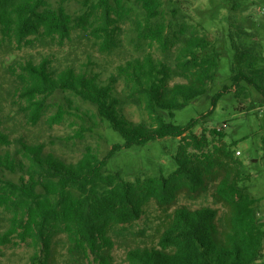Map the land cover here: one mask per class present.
Instances as JSON below:
<instances>
[{
	"label": "trees",
	"instance_id": "1",
	"mask_svg": "<svg viewBox=\"0 0 264 264\" xmlns=\"http://www.w3.org/2000/svg\"><path fill=\"white\" fill-rule=\"evenodd\" d=\"M67 1L53 5L52 0H0V48L62 47L73 31L81 30L90 34L98 52L110 54L122 47L121 24L130 22L136 34L132 42L141 54L116 65L104 83L73 67L55 69L48 55L38 62H15L8 71L17 84L23 115L37 125L48 111V98L67 92L92 104L96 117L122 142L111 143L102 157L86 146L75 163H67L45 152L44 143L12 141L0 129V216L6 222L0 244H25L33 248L30 264H49L54 243L64 239L70 256L112 264L113 238L128 232L154 202L166 214L156 245L128 249L122 264H264V219L257 208L263 198L247 193L248 173L234 144L223 142L222 129L193 133L199 119L185 126L173 122L177 110L208 92L220 64L218 47L202 27L182 26L171 32L160 0H132L141 17L133 16L126 0H74L83 2L77 15L67 11ZM242 1L232 0L230 11H238ZM230 27L234 95L248 99L252 88L264 105L261 44L243 25L231 21ZM155 45L163 53L174 48L171 64L153 55L150 48ZM174 78L183 82L170 85ZM223 91L214 94V106ZM126 105L142 110L147 118L127 119ZM74 108L67 98V106H59L46 124H60ZM76 136L83 138L80 132ZM166 137L179 139L175 169L168 175L127 180L120 170L106 171L109 159L120 150ZM210 191L212 205L176 206L180 195L194 199Z\"/></svg>",
	"mask_w": 264,
	"mask_h": 264
},
{
	"label": "rangeland",
	"instance_id": "2",
	"mask_svg": "<svg viewBox=\"0 0 264 264\" xmlns=\"http://www.w3.org/2000/svg\"><path fill=\"white\" fill-rule=\"evenodd\" d=\"M58 0H52L53 5ZM133 8L134 15L141 17V9L126 0ZM162 2V17L171 26L170 30L178 31L180 27L198 26L218 47L221 56L217 75L208 92L192 101L188 106L175 112L173 122L185 126L192 119L199 122L192 128V132L200 135L203 128L222 129L223 142L233 143L232 149L239 152L238 159L242 161L244 170L248 173L245 180L246 191L253 197L263 198L257 205L259 216L264 219V105L260 103V96L252 88L248 99L236 98L235 86L229 78L231 75L233 50L230 46L231 21L236 25H243L255 35L261 44L264 54V0H243L238 11H230L232 0H160ZM69 13L77 15L83 11V2L68 0L64 4ZM230 17L229 20V16ZM122 47L112 53H100L94 46L90 34L75 30L64 46H43L21 51L13 50L11 45L0 48V129L7 132L12 141L24 138L29 143H44L45 152H51L67 163H75L84 152L86 146L96 150L100 157L107 154L111 143H121L117 133L108 128L106 123L96 117L95 107L70 95L67 92H55L48 98V111L41 121L32 126L26 122L23 115V104L17 97L16 82L9 74L8 67L22 59H32L35 62L45 56H50L54 68L61 70L73 67L76 71L88 76H96L104 83L115 66L141 54L135 50L132 40L135 32L130 22L121 24L118 34ZM145 48L147 45L143 44ZM153 55L169 64L173 62L174 48L163 53L155 45L150 48ZM264 65V64H263ZM183 82L174 78L170 83ZM121 85L118 86V92ZM225 90V91H223ZM223 91L221 97L213 105L214 94ZM67 98L74 101V109L60 124L49 127L46 118L54 113L59 106H67ZM125 117L138 122L147 115L131 105L123 110ZM204 119H201L204 117ZM95 123V124H94ZM83 134L78 138L77 133ZM179 139L166 137L150 141L144 146L122 149L113 155L107 164L106 171L120 170L124 179L133 180L136 177H153L160 173L168 175L175 169L173 157L176 155ZM13 148V146L11 147ZM236 154V153H235ZM237 155V154H236ZM12 179H16L13 175ZM211 191L206 196L187 198L179 196L176 206L185 205L197 208L202 205H212ZM216 207V206H214ZM224 209L220 207V215ZM164 210L150 202L142 217L130 226L128 232L114 237V246L110 250L112 264H122L128 249L137 246L156 245L159 232L166 224ZM6 225L0 216V233ZM33 248L22 244L18 246L0 244V264H30ZM49 264H90L83 257H72L67 253L64 239H57L50 252Z\"/></svg>",
	"mask_w": 264,
	"mask_h": 264
},
{
	"label": "built area",
	"instance_id": "3",
	"mask_svg": "<svg viewBox=\"0 0 264 264\" xmlns=\"http://www.w3.org/2000/svg\"><path fill=\"white\" fill-rule=\"evenodd\" d=\"M236 154L238 155V154H240V153L237 151Z\"/></svg>",
	"mask_w": 264,
	"mask_h": 264
}]
</instances>
